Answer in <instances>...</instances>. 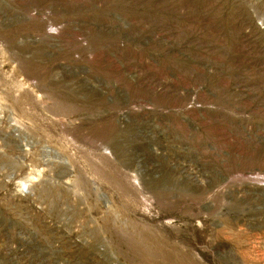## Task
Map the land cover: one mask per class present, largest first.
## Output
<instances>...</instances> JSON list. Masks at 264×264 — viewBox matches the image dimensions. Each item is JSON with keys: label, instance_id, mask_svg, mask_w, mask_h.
Instances as JSON below:
<instances>
[{"label": "rangeland", "instance_id": "obj_1", "mask_svg": "<svg viewBox=\"0 0 264 264\" xmlns=\"http://www.w3.org/2000/svg\"><path fill=\"white\" fill-rule=\"evenodd\" d=\"M0 264H264V0H0Z\"/></svg>", "mask_w": 264, "mask_h": 264}]
</instances>
